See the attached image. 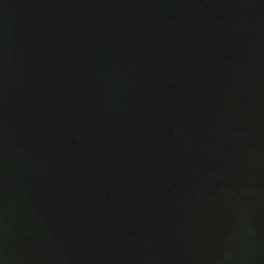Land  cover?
<instances>
[{"label": "water", "instance_id": "obj_1", "mask_svg": "<svg viewBox=\"0 0 264 264\" xmlns=\"http://www.w3.org/2000/svg\"><path fill=\"white\" fill-rule=\"evenodd\" d=\"M0 264H264V0H0Z\"/></svg>", "mask_w": 264, "mask_h": 264}]
</instances>
